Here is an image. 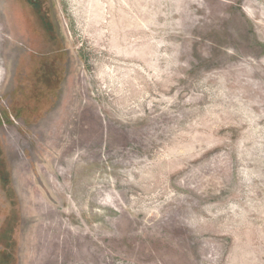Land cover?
Returning <instances> with one entry per match:
<instances>
[{
  "label": "rangeland",
  "instance_id": "1",
  "mask_svg": "<svg viewBox=\"0 0 264 264\" xmlns=\"http://www.w3.org/2000/svg\"><path fill=\"white\" fill-rule=\"evenodd\" d=\"M0 264H264V0H0Z\"/></svg>",
  "mask_w": 264,
  "mask_h": 264
}]
</instances>
